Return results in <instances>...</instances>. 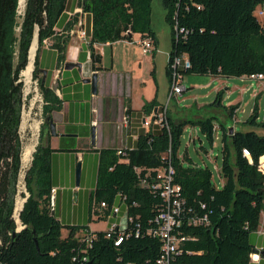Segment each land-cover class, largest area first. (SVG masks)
I'll use <instances>...</instances> for the list:
<instances>
[{
	"label": "trees",
	"instance_id": "1",
	"mask_svg": "<svg viewBox=\"0 0 264 264\" xmlns=\"http://www.w3.org/2000/svg\"><path fill=\"white\" fill-rule=\"evenodd\" d=\"M68 0H25L24 13L17 14L19 0H0V264H158L162 241L153 235L155 217L166 210L158 183L159 170L171 165L172 183L179 186L182 199L179 225L174 231L176 252L169 264H250L257 252L251 236L257 232L264 208V173L259 159L264 156V134L250 130L221 131L220 176L216 188L212 171L194 163L179 148L183 128L197 126L213 143L215 127L209 118L174 121L166 112L167 123L140 131L132 146L98 150L96 184L89 198V213L109 216L117 197L126 206L127 223L123 230H87L86 225H62L51 207L53 190L51 154L47 140L52 112L60 111L62 100L41 77L43 46L56 51L57 60L66 59L69 32L79 22L74 13L61 27ZM152 0H80L82 13L91 21L88 48L91 66L101 70V55L94 45L149 40L151 54L156 37L151 28ZM165 20L171 26V51L166 75L171 82V61L183 56L189 67L184 74L214 77L252 78L264 75V0H163ZM175 27L182 32H175ZM57 29H61L58 30ZM37 35L32 72L42 95L43 125L28 168L24 173L27 196L18 213L14 210L19 194L22 142L19 129L24 102L21 73ZM218 91L211 105L218 104ZM156 101L145 104L149 113ZM230 117L236 107H228ZM127 110L126 113H129ZM244 124L264 129L255 109ZM46 133V134H45ZM46 136V137H45ZM249 153L250 160L244 156ZM122 154H118V152ZM104 203L106 212L97 207ZM66 229L67 235L62 231ZM80 232L82 236H77ZM121 235L119 244L115 242Z\"/></svg>",
	"mask_w": 264,
	"mask_h": 264
},
{
	"label": "rangeland",
	"instance_id": "2",
	"mask_svg": "<svg viewBox=\"0 0 264 264\" xmlns=\"http://www.w3.org/2000/svg\"><path fill=\"white\" fill-rule=\"evenodd\" d=\"M24 6L25 0L19 7ZM151 7V28L158 39V47L154 56L152 57L151 53L144 54L140 44L118 41L101 46L100 50L105 54L102 58V66L110 70L98 74L97 89L99 94L95 96L94 101L97 102L105 93L108 96L112 95L113 103L120 102L122 91L125 90L127 96L130 91L131 97L130 99L124 98V100L130 103L133 110H142L146 103H150L155 98L157 104L166 108L168 117L174 121H195L209 118L216 128L213 134V143L207 140L197 126L188 123L183 128L179 153L181 155L186 153L194 163L207 165L212 171L213 184L216 188H220L223 185V179L219 173L221 131L218 127L223 125L226 129L233 128L235 131L253 130L258 134H264V129L244 124L254 109L257 120H264V80L184 74L182 86L186 90L180 97H173L170 100V82L166 75V66L168 54L172 48V29L165 20L162 0H152ZM260 9H262L261 6L257 7L255 11L258 19L264 17V15H259ZM135 37L137 38V34ZM21 79L24 85L25 105L22 110L19 136L23 152L27 145H33L35 149L44 119L42 116L43 99L38 82L33 80L32 74L29 83L25 82L22 73ZM218 90L222 91L221 106L211 105ZM90 91H92L91 84ZM107 99L110 100L109 97ZM230 106L236 107L232 118H229V109H226ZM36 124L38 127L35 129ZM86 143L90 145L91 139L89 138ZM77 165H75V171ZM28 166L23 169L21 165L20 180L24 178ZM22 194H24L23 188L20 185L16 201L24 199ZM72 200L74 201V196ZM91 216L92 220L87 224L91 230H108L106 220H96L94 213ZM15 220H17L18 230L21 229L18 214ZM62 235H67L65 230L62 231Z\"/></svg>",
	"mask_w": 264,
	"mask_h": 264
},
{
	"label": "crops",
	"instance_id": "3",
	"mask_svg": "<svg viewBox=\"0 0 264 264\" xmlns=\"http://www.w3.org/2000/svg\"><path fill=\"white\" fill-rule=\"evenodd\" d=\"M79 2L80 0H68L65 14L59 22L60 27L74 13H78ZM259 12L264 15V9H260ZM78 14L79 22L69 32L65 61L63 63L58 62L56 51L49 47V43H46L41 51L40 67L42 80L46 81L48 87L54 89L56 96L62 100L60 111L52 112L55 135L49 133L50 136L47 140L49 147L53 150L50 162L54 191V216L64 226L86 225L88 231L95 232L96 230H91L87 224L88 221L92 220V214L89 213V198L96 184L98 150L104 148L122 149L132 146L138 133L145 130L142 126L143 118L152 110L161 108V106L157 104L149 113L142 110H133L130 103L124 100V98L130 99L131 97L130 91L127 96L125 90L122 91V99L120 102L118 101L119 103L117 101L113 103L112 95L108 96L105 93L97 102L94 101L95 96L99 94V90L97 89L94 93L92 88V91H90L91 81L89 80H91L94 73L98 77L100 72L109 71L110 69L108 70L102 66L101 59V70H93L88 48L91 21L87 14ZM81 30L86 32V37H81ZM134 36L130 42H119L139 45L138 35L137 38H134ZM156 41L157 49V37ZM107 44L109 43L94 45L95 52L100 54L101 58L105 54L100 48ZM154 54H152V57ZM68 63L73 65L71 69H66ZM57 70L60 71L58 77H56ZM153 100L156 101L155 98ZM127 110H130V112L126 113ZM228 116L229 118L233 117H230L229 112ZM127 127H129V130H127ZM93 128L95 129V144H92L91 141L88 145L86 141L89 138L91 139ZM76 164L80 165L79 179H77L75 171ZM73 196L74 201L72 200ZM113 205L118 208L117 213L111 211L105 219H97L96 216V220H106L107 229L113 224H116L119 228H124L127 218L126 206L119 197L116 198ZM97 209L100 214L106 212L102 206H98ZM64 230L67 233V230ZM82 235L83 233L80 232L77 236ZM251 240L257 249V252L253 254H258L259 257L257 260L256 257H253L250 264H264V208L260 215L258 230L251 236Z\"/></svg>",
	"mask_w": 264,
	"mask_h": 264
},
{
	"label": "built area",
	"instance_id": "4",
	"mask_svg": "<svg viewBox=\"0 0 264 264\" xmlns=\"http://www.w3.org/2000/svg\"><path fill=\"white\" fill-rule=\"evenodd\" d=\"M19 5L17 8V14L19 16H22L24 13V7L20 8ZM78 13H82L81 8L78 9ZM262 14H263L262 12H259V15ZM175 32L177 33L182 32V30H178L177 27H175ZM80 35L81 37H86V32L84 30H81ZM139 44L142 46L144 54L151 53L152 44L149 40L147 39L142 40L139 42ZM170 66L172 69V76L170 82L169 99L171 100L173 97H180L181 94L186 90L182 86V77L179 75V70L188 68L189 62L183 56H175L173 57ZM56 72H57L56 77H58V73L60 71L57 70ZM251 79L264 80V75H256L253 76ZM166 112H167L166 108L164 107L156 108L155 110H152L148 115H146L143 118L142 120L143 128L148 129L150 127H158L165 125L167 123ZM242 152L244 156H246L250 160L248 151L246 149H243ZM118 154H122V153L119 151ZM259 168L264 173V156H262L259 159ZM173 174L174 172L171 165H167L164 169L159 170L157 174L158 183L154 187L161 189V193H160L161 197L165 199L167 203L166 210H164L155 217L156 226L152 230L153 235L157 236L162 241V255L158 260V264H169L170 258L176 252L177 242L182 240V238L177 239L174 235V231L179 225L178 216L181 214V205L183 204V202L182 199L179 198L181 191L180 187L172 183ZM20 185L23 188V193L25 194V196H27L23 179L19 181V186ZM53 192L54 191L52 190L51 207L54 209ZM101 206L104 207L105 204L101 203ZM111 211H113V213H117L118 208L113 207ZM126 223H127V218H126ZM124 228H119V226L113 224L108 230L109 232H112L114 230L121 231ZM117 237L118 239L115 243L119 244L122 238L120 234ZM253 257H256L257 260L258 254H252L251 255L252 260Z\"/></svg>",
	"mask_w": 264,
	"mask_h": 264
},
{
	"label": "bare ground",
	"instance_id": "5",
	"mask_svg": "<svg viewBox=\"0 0 264 264\" xmlns=\"http://www.w3.org/2000/svg\"><path fill=\"white\" fill-rule=\"evenodd\" d=\"M20 5H23V0H20ZM36 47H37V42L36 39L33 40L30 49H29V53H28V62L27 65L25 67V69L23 70L22 74L25 78V82L29 83L30 79H31V74L33 71V67H34V59H35V53H36ZM37 124L35 125V129L37 128ZM34 150V146L33 145H27L23 152H22V168H26L28 166V164L31 161L32 158V153ZM23 205V199H19L16 201L15 204V217H17V214L19 213L21 207Z\"/></svg>",
	"mask_w": 264,
	"mask_h": 264
},
{
	"label": "water",
	"instance_id": "6",
	"mask_svg": "<svg viewBox=\"0 0 264 264\" xmlns=\"http://www.w3.org/2000/svg\"><path fill=\"white\" fill-rule=\"evenodd\" d=\"M19 3H20V1H19ZM34 39H36V42H37V35L34 37ZM72 67H73L72 64H69V63L66 64V69H71ZM89 81H91L93 92L96 93V91H97V74L94 73L91 80H89ZM49 129H50L51 135H55V125L52 121L49 122ZM229 131L232 132L233 129L231 128ZM91 141H92V144H95V129L94 128L92 129ZM34 150H33V152H34ZM76 175H77V179H79V175H80V165L79 164L77 165ZM25 199H26V197L23 199V203H24ZM14 213H15V210H14ZM16 223H17V220H16Z\"/></svg>",
	"mask_w": 264,
	"mask_h": 264
}]
</instances>
